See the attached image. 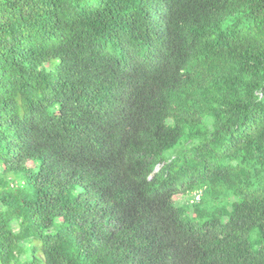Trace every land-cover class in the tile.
<instances>
[{
	"label": "trees",
	"instance_id": "16d2710c",
	"mask_svg": "<svg viewBox=\"0 0 264 264\" xmlns=\"http://www.w3.org/2000/svg\"><path fill=\"white\" fill-rule=\"evenodd\" d=\"M0 264H264V0H0Z\"/></svg>",
	"mask_w": 264,
	"mask_h": 264
},
{
	"label": "rangeland",
	"instance_id": "374dc122",
	"mask_svg": "<svg viewBox=\"0 0 264 264\" xmlns=\"http://www.w3.org/2000/svg\"><path fill=\"white\" fill-rule=\"evenodd\" d=\"M174 198L176 199V201H178V203H179V202H182V201H184V200H186V199H189V198H188V194H182V193H179V194L176 195Z\"/></svg>",
	"mask_w": 264,
	"mask_h": 264
},
{
	"label": "built area",
	"instance_id": "2783aa9c",
	"mask_svg": "<svg viewBox=\"0 0 264 264\" xmlns=\"http://www.w3.org/2000/svg\"><path fill=\"white\" fill-rule=\"evenodd\" d=\"M200 198H201V193H200V192H199V193H196V194H195V197L193 198V201H194V202H195V201H199Z\"/></svg>",
	"mask_w": 264,
	"mask_h": 264
}]
</instances>
